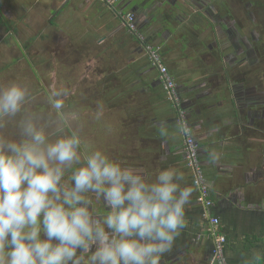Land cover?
I'll return each mask as SVG.
<instances>
[{
	"label": "crops",
	"instance_id": "1",
	"mask_svg": "<svg viewBox=\"0 0 264 264\" xmlns=\"http://www.w3.org/2000/svg\"><path fill=\"white\" fill-rule=\"evenodd\" d=\"M216 5H220V0H122L120 9L133 13L146 40L161 47L164 62L177 83L180 108L187 112L199 145L214 202L212 213L220 218L228 239L230 264H264V248L257 250L264 242L244 251L243 240L250 234L264 238L257 229L264 225V168L257 164L259 141L253 133L256 131L251 130L256 117H263L264 111L259 112L254 96L247 100L243 96V91L255 93L253 88L227 83L226 76L219 75L226 65L232 69V62L240 64V47L249 52L257 49L259 43L254 35L244 42L238 33L231 35L230 41L224 40L227 32L223 24L228 14L216 10ZM9 16H14L15 21ZM1 32L8 35L1 42L15 46L22 34L27 49L51 42L57 50L53 53L59 60L53 61L56 64H68L67 58L72 62L76 58H96L113 70L125 61L135 64L132 67L141 71L138 78L143 80L138 91L129 97L122 93V107L112 99L118 106L114 107L125 113L123 133L116 144L129 151L138 147L147 169L146 159L154 157L151 171L163 166L180 169L184 173L181 186L192 188L186 206V226L161 264H210L212 241L202 209L195 205L197 192L185 162L178 109L165 98L158 70L148 67L142 42L129 33L118 12L97 0H0ZM27 57L25 60L30 61ZM254 62L247 66L252 69ZM128 83L119 90H125ZM130 97L145 100L134 103Z\"/></svg>",
	"mask_w": 264,
	"mask_h": 264
},
{
	"label": "clouds",
	"instance_id": "2",
	"mask_svg": "<svg viewBox=\"0 0 264 264\" xmlns=\"http://www.w3.org/2000/svg\"><path fill=\"white\" fill-rule=\"evenodd\" d=\"M66 94L48 95L55 119L41 122L28 86H0V129H17L0 133V264H161L186 226L184 173L86 144Z\"/></svg>",
	"mask_w": 264,
	"mask_h": 264
},
{
	"label": "rangeland",
	"instance_id": "3",
	"mask_svg": "<svg viewBox=\"0 0 264 264\" xmlns=\"http://www.w3.org/2000/svg\"><path fill=\"white\" fill-rule=\"evenodd\" d=\"M216 10L228 14L230 18L228 21L234 24L236 28V31H233V25H227L224 22L223 27L227 32L223 36L224 40L230 41L231 35L238 33L244 42L245 38L250 40V35H254L257 43H259V45L257 44V49L248 48L250 49L249 52L240 47V53L243 52L240 64L232 62V69L226 65L225 71L221 70L219 75L221 77L226 76L227 83L235 82L242 84L243 88H253L255 93L247 94L243 91V96L246 100L249 97H255V104L258 106L259 112L261 110L264 111V0H220V5L216 7ZM13 17L10 18L9 16V19L15 21ZM7 37L8 35L5 33L0 34V86H5L11 82H18L28 86L34 95L29 108L40 115L41 122L55 119L47 106L48 95L55 91L66 92L67 94L64 96L65 110L75 115L86 144L103 149L122 164L142 167L146 164L145 161H142V152H139L138 147L129 151L121 149L120 145L116 144V140L123 133L122 124L125 113L114 107L117 106V103L112 99L115 98L121 104L120 95L122 93L129 97L132 93L138 91L137 88L143 80L138 78V73L141 71L136 67H132L135 64L131 66L130 61H125L115 67V70L111 66L108 67L107 64L97 62L98 59L96 58H76V61L73 62L67 58L66 61L71 65L56 64L53 61L57 58L53 56V53H57V50L51 42L45 45L38 43L41 47L27 49L26 41L22 34L18 36V39H20L18 46L13 45V43L6 42L4 44V42H1ZM3 45L4 47L2 48ZM237 45L239 44L237 43ZM25 57L30 61H26ZM147 59L149 61L148 67L151 69L152 64L148 56ZM252 60H255V62L251 69L247 65ZM126 82L129 83L125 90H119L120 86L126 85ZM127 87H129L130 91H128ZM163 94L168 99L165 91ZM130 98L134 103L145 100V98L141 100L136 97ZM98 106H102L103 109L100 119L96 118ZM122 106L123 103L121 104ZM243 107L246 108L244 104ZM241 112L243 115L244 109ZM138 119L139 117L136 118V121ZM243 121L245 120L243 119ZM74 126L76 125L74 124ZM251 130L256 131L253 133H256V138L259 141L260 153L258 152L257 161L259 162L257 164L260 168H264V115L263 117H256ZM16 131L17 129L13 125L0 129V133L9 136L15 135ZM146 160L148 161L149 169L153 170L154 157ZM194 199L196 200L195 193ZM195 203L196 207L200 206L196 201ZM202 228L205 229L206 225H202ZM257 229L259 230V235L264 236V225L260 224ZM195 238L199 240L200 237L195 235ZM242 239L240 238L239 242L243 243ZM208 245L209 243L207 242L206 246ZM263 248L264 243L259 245L258 252L262 251ZM258 252L256 253L258 254Z\"/></svg>",
	"mask_w": 264,
	"mask_h": 264
},
{
	"label": "built area",
	"instance_id": "4",
	"mask_svg": "<svg viewBox=\"0 0 264 264\" xmlns=\"http://www.w3.org/2000/svg\"><path fill=\"white\" fill-rule=\"evenodd\" d=\"M109 9L118 12L123 24L129 33L142 42L152 66L158 70L164 91L168 99L178 109L177 124L184 136V154L187 168L192 172L193 186L196 190V202L202 207L203 218L207 223V234L212 241V260L210 264H230L227 255V236L221 229V220L212 213L214 202L211 196L210 186L200 158L199 145L197 144L187 112L180 108V98L177 83L166 66L161 54V47L149 43L140 32L133 13H125L120 9L122 0H97Z\"/></svg>",
	"mask_w": 264,
	"mask_h": 264
},
{
	"label": "trees",
	"instance_id": "5",
	"mask_svg": "<svg viewBox=\"0 0 264 264\" xmlns=\"http://www.w3.org/2000/svg\"><path fill=\"white\" fill-rule=\"evenodd\" d=\"M149 42V40H147ZM244 251H249L251 247L256 244L264 242V238L261 236H256L255 234L245 235L244 237Z\"/></svg>",
	"mask_w": 264,
	"mask_h": 264
},
{
	"label": "flooded vegetation",
	"instance_id": "6",
	"mask_svg": "<svg viewBox=\"0 0 264 264\" xmlns=\"http://www.w3.org/2000/svg\"><path fill=\"white\" fill-rule=\"evenodd\" d=\"M230 18H229V16L228 17H226L225 18V20H224V22L227 24V25H233V28H234V30L233 31H236V28H235V25L234 24H232V23H230V21H228Z\"/></svg>",
	"mask_w": 264,
	"mask_h": 264
}]
</instances>
